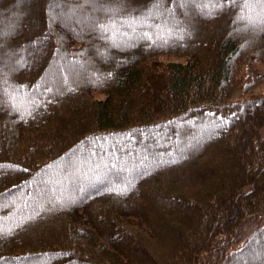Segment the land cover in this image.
Masks as SVG:
<instances>
[{
  "label": "trees",
  "instance_id": "trees-1",
  "mask_svg": "<svg viewBox=\"0 0 264 264\" xmlns=\"http://www.w3.org/2000/svg\"><path fill=\"white\" fill-rule=\"evenodd\" d=\"M261 3L0 0V264H264Z\"/></svg>",
  "mask_w": 264,
  "mask_h": 264
},
{
  "label": "rangeland",
  "instance_id": "rangeland-1",
  "mask_svg": "<svg viewBox=\"0 0 264 264\" xmlns=\"http://www.w3.org/2000/svg\"><path fill=\"white\" fill-rule=\"evenodd\" d=\"M262 68L263 67L259 62H255L253 64V69L255 70L257 74L262 71ZM253 93L256 95H264V83L261 84Z\"/></svg>",
  "mask_w": 264,
  "mask_h": 264
},
{
  "label": "snow or ice",
  "instance_id": "snow-or-ice-1",
  "mask_svg": "<svg viewBox=\"0 0 264 264\" xmlns=\"http://www.w3.org/2000/svg\"><path fill=\"white\" fill-rule=\"evenodd\" d=\"M230 2H232V0H223V4H227V3H230ZM223 4H218V5H216V7H222L223 6ZM235 6V5H234ZM244 7H250V4L248 3V2H246L245 4H244ZM260 7H261V9H264V3H261L260 4ZM240 17H237V19H239ZM102 27H103V25H102ZM109 75H110V73H109ZM118 191H123V190H118Z\"/></svg>",
  "mask_w": 264,
  "mask_h": 264
}]
</instances>
